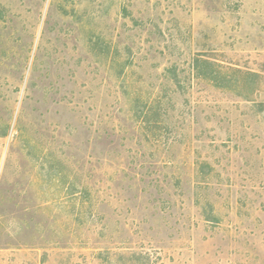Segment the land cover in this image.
I'll return each mask as SVG.
<instances>
[{
  "label": "rangeland",
  "instance_id": "1",
  "mask_svg": "<svg viewBox=\"0 0 264 264\" xmlns=\"http://www.w3.org/2000/svg\"><path fill=\"white\" fill-rule=\"evenodd\" d=\"M0 264H264V0H0Z\"/></svg>",
  "mask_w": 264,
  "mask_h": 264
}]
</instances>
